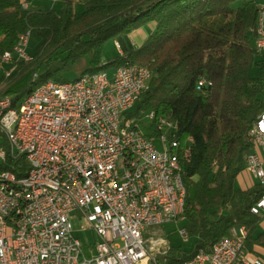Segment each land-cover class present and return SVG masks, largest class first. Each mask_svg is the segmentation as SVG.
<instances>
[{
	"label": "trees",
	"instance_id": "1",
	"mask_svg": "<svg viewBox=\"0 0 264 264\" xmlns=\"http://www.w3.org/2000/svg\"><path fill=\"white\" fill-rule=\"evenodd\" d=\"M262 5L264 0H85L77 12L73 0H66L58 12L0 0V57L27 31L42 39L31 60L0 77V99L11 97L13 107L48 79L75 80L127 62L152 70L149 88L127 117L154 111L178 124L176 153L187 189L183 231L195 239L190 249L170 245L160 264H184L200 250L211 253L241 225L247 229L244 250L264 248V232L257 233L264 215L251 212L264 185L236 186L252 150L250 130L264 110V52L255 46ZM146 27L140 44L104 60L110 38ZM29 75L28 84L17 88ZM201 79L206 84L199 85ZM4 163L3 170L19 177L29 169L24 156Z\"/></svg>",
	"mask_w": 264,
	"mask_h": 264
},
{
	"label": "built area",
	"instance_id": "2",
	"mask_svg": "<svg viewBox=\"0 0 264 264\" xmlns=\"http://www.w3.org/2000/svg\"><path fill=\"white\" fill-rule=\"evenodd\" d=\"M256 32L255 46L264 52V5ZM30 37L23 33L0 57V73L10 76L29 56ZM151 78L148 66L127 62L73 83L49 80L3 116L0 136L18 127V151L0 143V163L24 156L29 169L22 177L0 173L18 181V188L0 184V264H140L149 256L146 229L183 215L187 189L176 153L178 124L161 116L153 121L154 111L127 117ZM18 115H26L25 126H18ZM250 138L244 168L264 185V110ZM251 212L264 215V196ZM73 217L94 242L76 235ZM233 232L211 253L200 250L184 264H264L244 254L245 226Z\"/></svg>",
	"mask_w": 264,
	"mask_h": 264
},
{
	"label": "rangeland",
	"instance_id": "3",
	"mask_svg": "<svg viewBox=\"0 0 264 264\" xmlns=\"http://www.w3.org/2000/svg\"><path fill=\"white\" fill-rule=\"evenodd\" d=\"M81 1L82 2L79 5L77 4V6L84 9L85 0ZM125 38L122 36H118L117 38H110L105 43L103 49L104 60L117 57L120 54V49H127ZM41 43L42 39L39 36H31L28 42V46L26 48V53L28 55L33 56L41 45ZM251 72L253 75H256L258 73L257 67L252 66ZM1 75L2 73H0V77ZM29 79L30 75L27 76L25 79L21 80L17 85V88L21 89L23 86L27 85ZM156 146L159 150L163 149L162 145H160L158 141L156 142ZM72 222L74 226V231L78 237H80L85 243H91L92 241L94 242V237H92L93 235L90 236V232H88L87 230L82 231V221L79 217H73ZM185 223V218L181 216L177 220L167 222L161 225H154L148 227L144 232V237L145 245L149 250V256L140 264H160L158 262L159 256L166 253L170 245L182 246L184 249H190L194 245L195 239L188 238L184 235L183 226L185 225ZM236 228L239 229L240 226Z\"/></svg>",
	"mask_w": 264,
	"mask_h": 264
},
{
	"label": "bare ground",
	"instance_id": "4",
	"mask_svg": "<svg viewBox=\"0 0 264 264\" xmlns=\"http://www.w3.org/2000/svg\"><path fill=\"white\" fill-rule=\"evenodd\" d=\"M32 56L29 55L28 57H24L23 60L28 61L31 60ZM140 66H146V65H141ZM106 71V69H102L97 72H90L88 73V76H98L99 72ZM38 73L34 74V77H37ZM49 80H54V79H48L41 85H39L32 93H36V91L41 90L45 85L46 82ZM74 80L70 81H63V83H73ZM32 93L27 97L31 98ZM12 98H6V103L0 106V131H1V126L3 123V116H7L10 111H18V108L12 106ZM153 121H160V117H157L155 112H153ZM26 123V115H18L17 116V124L18 126H25ZM13 138H18V127H11V132H4V136H0V143L1 146L5 148V150H11V151H18V144H13ZM5 163H0L2 165ZM20 168V167H18ZM21 169V168H20ZM0 173H5V174H11V175H17L15 172L5 169H2L0 167ZM0 184L1 185H10V188H18V181L17 179H13L12 177H8L6 175L0 174ZM235 228V227H234Z\"/></svg>",
	"mask_w": 264,
	"mask_h": 264
},
{
	"label": "crops",
	"instance_id": "5",
	"mask_svg": "<svg viewBox=\"0 0 264 264\" xmlns=\"http://www.w3.org/2000/svg\"><path fill=\"white\" fill-rule=\"evenodd\" d=\"M24 4H27V6H42L44 8H52L55 9L56 11H60L65 4L66 0H23ZM82 1L79 0H73V4L75 7V10L77 12H81L83 9L78 7L77 4L79 5ZM147 35V27L146 28H141L130 35H128L125 38L126 46L127 49H123L124 51H127L131 48L136 47V45L140 44L146 37ZM254 176L244 168V171L237 177L236 180V186L242 187V188H247L253 185L254 183H257L258 180ZM261 231L264 232V218L260 223V229L257 233H260ZM244 254H251L249 251L244 250ZM253 256L262 258L264 260V248L263 247H255V251L251 254Z\"/></svg>",
	"mask_w": 264,
	"mask_h": 264
}]
</instances>
